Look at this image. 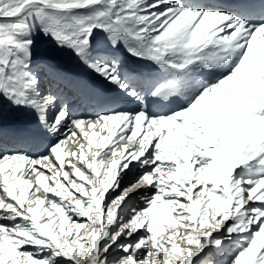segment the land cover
Returning <instances> with one entry per match:
<instances>
[{
	"label": "snow or ice",
	"instance_id": "1",
	"mask_svg": "<svg viewBox=\"0 0 264 264\" xmlns=\"http://www.w3.org/2000/svg\"><path fill=\"white\" fill-rule=\"evenodd\" d=\"M40 42L109 88L92 112ZM7 109L48 142L0 143V264H264V0H0Z\"/></svg>",
	"mask_w": 264,
	"mask_h": 264
},
{
	"label": "bare ground",
	"instance_id": "2",
	"mask_svg": "<svg viewBox=\"0 0 264 264\" xmlns=\"http://www.w3.org/2000/svg\"><path fill=\"white\" fill-rule=\"evenodd\" d=\"M259 2V0H254ZM46 64L47 63H42ZM79 66V63H75ZM50 66V65H48ZM75 70L77 66H70ZM53 70L62 74L64 79H51L46 73L41 72L42 87L45 91H52L56 93L61 100L66 101L77 115H87L93 111L95 101L107 94L109 88L90 73V70L77 69L80 72H88L83 74H75L69 70L54 68ZM40 71V69H37ZM149 69L143 72L147 73ZM21 114L22 122L18 125H3L0 123V143L10 150L23 149L29 152H35L37 144H44L48 142L47 135L39 126L38 120L27 111H12L8 110V115ZM96 141L94 140V146ZM78 143H73L71 150L78 149ZM95 150V148L93 149ZM67 161L65 160V163Z\"/></svg>",
	"mask_w": 264,
	"mask_h": 264
},
{
	"label": "rangeland",
	"instance_id": "3",
	"mask_svg": "<svg viewBox=\"0 0 264 264\" xmlns=\"http://www.w3.org/2000/svg\"><path fill=\"white\" fill-rule=\"evenodd\" d=\"M121 55H126L124 53H121ZM36 61L40 64L42 63H47L48 65L54 67V68H59V69H67L75 74H83V73H88V72H80L77 71V69L81 70H86V68L82 65L79 64L77 66L74 64L77 61L74 59V57H71L69 55H65L63 53L57 52L49 43L46 42H40L37 46V52H36ZM78 63V62H77ZM77 66L75 67V70L72 69L71 67L67 66ZM145 69L148 70L146 67H141L140 70L143 72ZM90 74V73H88ZM92 75V74H90ZM8 110H6L5 114L3 115V118L0 119V123L3 125H18L20 121L22 122V115L15 114L14 115H8ZM131 177L126 178L130 179ZM83 232V230H82Z\"/></svg>",
	"mask_w": 264,
	"mask_h": 264
}]
</instances>
